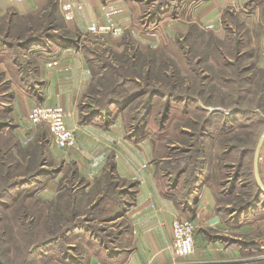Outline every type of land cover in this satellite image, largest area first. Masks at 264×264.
I'll use <instances>...</instances> for the list:
<instances>
[{
  "label": "rangeland",
  "instance_id": "374dc122",
  "mask_svg": "<svg viewBox=\"0 0 264 264\" xmlns=\"http://www.w3.org/2000/svg\"><path fill=\"white\" fill-rule=\"evenodd\" d=\"M28 1L0 0V37L14 43L0 42L4 264H89L93 252L111 254L128 225L116 217L133 201L135 182L118 177L115 148L87 189L75 160L63 167L46 125L27 116L20 129L12 117L14 84L29 85L40 52L57 44L83 49L93 64L83 110L106 123L117 116L129 142L153 148L149 160L167 193L171 179L183 181L182 199L205 184L227 229L206 227L205 239L232 251V263L264 264V190L255 173L264 130V0H99L85 31L69 25L62 0H42L33 12L20 13L15 4ZM12 13L16 26L9 34L4 19ZM29 14L33 29L23 17ZM30 31L53 38L24 47ZM258 172L264 186V143ZM195 223L200 232L202 221Z\"/></svg>",
  "mask_w": 264,
  "mask_h": 264
},
{
  "label": "crops",
  "instance_id": "0c3cea01",
  "mask_svg": "<svg viewBox=\"0 0 264 264\" xmlns=\"http://www.w3.org/2000/svg\"><path fill=\"white\" fill-rule=\"evenodd\" d=\"M70 1L62 0V12L69 25L82 31L87 30L92 17L100 11L99 0ZM41 2L42 0H29L13 4L17 5L20 13H31ZM72 46L57 44L51 47L50 52H40L41 59L32 80L28 81L29 85L19 84L20 87L17 88L14 84L11 114L21 122L18 126L21 129L27 116L29 119L31 108L38 102L62 106L66 110L65 122L68 127L75 128L78 140L74 149L69 151L56 146L58 157L64 160L63 167L66 168L65 164L69 160H75L79 174L88 178L87 189H92L95 179L102 177L105 171V154L115 148L118 177L125 179V182H135L133 201L116 217L125 218L128 223L120 234V244H117L111 254L109 249L102 250L100 247L99 252H93L89 257V264H169L173 257L172 221L176 215L188 217L192 212L194 220L190 219L199 223L201 220L202 225L200 232L195 234L196 249L189 256L187 264H244L232 263L228 259L232 251L229 252L220 243L205 239L206 227L227 231L223 225L225 219L210 205L208 187L205 184L199 188L197 186L196 195L191 193L186 199H182L177 191H183V181L181 178L175 181L171 179V183H175L171 186L172 192L167 193L157 167L149 160L150 153L154 152L153 148L148 150L141 142H129L118 125L120 122L117 116L113 122L106 123L103 119L97 120L99 115L95 113L91 119L88 110H83L80 101L88 95L86 91L95 79V70L83 49Z\"/></svg>",
  "mask_w": 264,
  "mask_h": 264
},
{
  "label": "built area",
  "instance_id": "2783aa9c",
  "mask_svg": "<svg viewBox=\"0 0 264 264\" xmlns=\"http://www.w3.org/2000/svg\"><path fill=\"white\" fill-rule=\"evenodd\" d=\"M66 110L62 106L37 104L29 112L33 124L46 125L52 135L54 144L65 149L77 144L74 128L65 123ZM197 224L190 218L176 215L172 221L173 257L169 264H182V260L196 249L195 233Z\"/></svg>",
  "mask_w": 264,
  "mask_h": 264
},
{
  "label": "trees",
  "instance_id": "16d2710c",
  "mask_svg": "<svg viewBox=\"0 0 264 264\" xmlns=\"http://www.w3.org/2000/svg\"><path fill=\"white\" fill-rule=\"evenodd\" d=\"M14 14L12 13V17L10 18V19H8V20H6V19H4V22H5V26H6V28H7V33H9L10 34V32H11V30H12V28L14 27V26H16V19H14V16H13ZM23 17H26L27 18V20H28V23L29 24H31V26H32V29L34 28V26H33V22H32V18H34L35 16L34 15H31V14H29V15H24ZM15 18H20V16L19 17H15ZM53 22V19H51L50 21H49V23H52ZM47 28H49V24L47 25V23L44 21V27H43V29H45V30H47ZM8 36V35H7ZM57 36H60L61 37V35H57ZM27 38L25 39V41L23 42V46L24 47H27V46H29V45H31V44H39V43H41V41L40 40H45V39H49V37L51 38L52 36L51 35H45V36H42V35H38V36H32V33H31V31H30V33H29V35H27L26 36ZM8 37H5V38H2V37H0V42H4V44H7L8 46H13V41H9L8 39H7ZM53 38V37H52ZM7 40V41H6ZM4 44H2V45H4ZM17 44V43H16ZM17 46H19V45H17ZM151 101L152 100H149L148 102V105L151 103ZM110 102H113V101H110ZM238 109H242V108H238ZM16 186H18V184H11L10 185V187L11 188H14V187H16ZM259 190H261V188H260V186H259ZM2 195H4V194H6L5 192H2L1 193ZM46 242V241H45ZM43 244H45L44 242H43Z\"/></svg>",
  "mask_w": 264,
  "mask_h": 264
},
{
  "label": "water",
  "instance_id": "95a60500",
  "mask_svg": "<svg viewBox=\"0 0 264 264\" xmlns=\"http://www.w3.org/2000/svg\"><path fill=\"white\" fill-rule=\"evenodd\" d=\"M264 143V130H263V133L259 139V142L257 144V147H256V152H255V173H256V176H257V179L259 181V185L261 187V189L264 190V186L263 184L260 182V179H259V172H258V153L260 151V148H261V145ZM0 264H4V262L2 261V259L0 258Z\"/></svg>",
  "mask_w": 264,
  "mask_h": 264
}]
</instances>
